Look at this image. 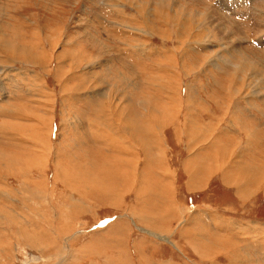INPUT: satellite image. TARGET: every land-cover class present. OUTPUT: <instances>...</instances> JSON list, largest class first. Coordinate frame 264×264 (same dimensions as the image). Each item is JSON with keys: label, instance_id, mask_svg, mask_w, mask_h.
<instances>
[{"label": "rangeland", "instance_id": "1", "mask_svg": "<svg viewBox=\"0 0 264 264\" xmlns=\"http://www.w3.org/2000/svg\"><path fill=\"white\" fill-rule=\"evenodd\" d=\"M134 1L0 0V35L23 52L0 48V123L14 125L23 117L20 124L30 133L38 129L41 137L34 140L26 129L24 134L0 131V156L39 160L17 172L0 162V264H264L255 241H244L264 238V0ZM192 11L203 13V21L210 17L217 28L191 32L193 25L182 24L194 23L187 18ZM78 53L86 58L75 59ZM163 65L176 74L174 93L155 90L160 79L170 78L159 72ZM236 73L246 81L237 82ZM106 92L115 108L132 99L131 111L139 116L148 101L150 108L159 102L156 95L177 103L162 131L163 157L157 160L154 151L150 165L165 189L150 188V175L143 183L146 169L139 151L134 188L114 193L107 180L111 151L97 138V132H105L91 128L96 114L120 134L109 101L101 98ZM25 109L33 114L25 116ZM198 131L205 135L195 144L189 136ZM215 152L217 160L206 164ZM197 155L199 163L189 173L186 166ZM252 166L254 174L248 169ZM77 171L103 188H93L88 178V188L73 187ZM121 173L119 168L113 179ZM182 173L192 186L221 176L252 208L237 203L225 212L215 197L210 202L199 201L201 193L181 197ZM235 173L247 174L246 182ZM220 187L218 180L213 182L214 190ZM205 204L220 209V229L204 221L201 213L214 220L202 208Z\"/></svg>", "mask_w": 264, "mask_h": 264}, {"label": "bare ground", "instance_id": "2", "mask_svg": "<svg viewBox=\"0 0 264 264\" xmlns=\"http://www.w3.org/2000/svg\"><path fill=\"white\" fill-rule=\"evenodd\" d=\"M134 1V0H133ZM136 1V0H135ZM134 1V2H135ZM143 1V0H142ZM172 1V0H171ZM175 1V0H174ZM179 1V0H178ZM137 2V1H136ZM194 2V1H193ZM177 3V2H176ZM240 3V2H239ZM153 4V3H152ZM151 4V5H152ZM188 4V3H187ZM186 4V6H188ZM193 4V3H192ZM235 4V3H234ZM138 5V4H137ZM164 5V4H163ZM176 5V7H177V4H175ZM238 5H241V3L240 4H238ZM243 5V4H242ZM180 6H182V5H180ZM185 6V7H186ZM231 6V5H230ZM191 7V6H190ZM232 7H234V6H232ZM164 8V7H163ZM175 8V7H174ZM165 9H167V8H165ZM175 10V9H174ZM176 10H178V9H176ZM180 10H181V8H180ZM180 10H178V11H180ZM186 10V9H185ZM192 10H194V9H192ZM140 12H141V10H139ZM148 11V10H147ZM183 11H184V9H183ZM190 11V10H189ZM149 12V11H148ZM173 12V11H172ZM193 12V11H192ZM197 11H195V13L193 12V13H191V14H187V18H189V20H193L194 21V23L193 22H186V23H181L183 26H187V25H193L194 27L192 28V26L189 28V30L191 31V32H193V33H195V32H197L198 33V31L200 32V33H202L203 32V30H207L208 31V28H205V26H207V27H209V29H213V28H215V27H213V23L214 22H210V17H209V19H208V22L206 21V19H204L205 21H203V20H201L202 18H204L205 17V15L203 14V13H199V14H197L196 13ZM204 12V11H203ZM207 13V12H206ZM209 13V12H208ZM214 13V12H213ZM173 14V13H172ZM184 14V13H183ZM146 15V14H145ZM177 15V14H176ZM173 16V15H172ZM178 16V15H177ZM185 16V15H184ZM146 17V16H145ZM166 17V16H165ZM174 18H175V16H173ZM217 17V16H216ZM223 17V16H222ZM174 18H172V19H174ZM177 18V17H176ZM181 18V15H180V17L178 18V20ZM182 18H183V15H182ZM206 18V17H205ZM208 18V17H207ZM229 18V17H228ZM165 19H167V20H170V17H167V18H165ZM175 20V19H174ZM187 20V19H186ZM171 21V20H170ZM203 21V22H202ZM212 21H215V20H212ZM221 22H222V20H221ZM171 23V22H170ZM174 24L176 25V24H178V23H176V20L174 21ZM185 24V25H184ZM179 25L180 24H178V27H179ZM220 25H222V24H220ZM224 26V25H223ZM220 27V26H219ZM218 27V28H219ZM217 28V27H216ZM215 28V29H216ZM185 29V28H184ZM184 29H180L181 31H184ZM188 29V28H187ZM195 30V31H194ZM218 30V29H217ZM141 31V30H140ZM187 31V30H186ZM214 31V30H213ZM220 31L224 34H228V32H227V30H226V28H220ZM220 31H218V32H220ZM234 31V30H233ZM150 32V31H149ZM5 33V32H4ZM190 33V32H189ZM207 33H209V32H207ZM231 33V32H230ZM235 33V32H234ZM6 34V33H5ZM180 34V33H179ZM210 35V34H209ZM208 35V36H209ZM179 36V35H178ZM197 36V35H196ZM180 37V36H179ZM188 37V36H187ZM186 37V38H187ZM198 37V36H197ZM231 38V37H230ZM183 40V39H182ZM13 41V40H12ZM12 41H10V39L8 40V37H6V36H4L3 34H1L0 35V48H2L3 50H5V51H10V50H14L15 52H17V53H19L20 54V56H23V52H22V50H21V47H19V46H16V44L14 43V42H12ZM180 43V45H181V41H179ZM188 42H191V41H188ZM195 42V41H194ZM210 42V41H209ZM196 43H199V42H196ZM195 44V43H194ZM209 45V44H208ZM195 46V45H194ZM205 46H206V44H205ZM238 46V45H237ZM182 47H183V45H182ZM200 47V46H199ZM186 48V47H185ZM189 48V47H188ZM203 48V47H202ZM187 49V48H186ZM176 50V49H175ZM191 50H192V48H191ZM228 50V49H227ZM186 51H189V50H186ZM186 51H185V53L184 54H186ZM81 52H83L84 53V51H80V53ZM182 52V51H181ZM192 52H194V51H192ZM83 53L82 54H79L78 53V55L79 56H75V59H79V60H83V58H86L84 55H85V53H84V55H83ZM182 53V54H183ZM215 53V52H214ZM89 54V53H88ZM88 54H86V55H88ZM192 54V53H191ZM195 54V53H194ZM198 54V53H197ZM200 54V53H199ZM198 54V55H199ZM202 54V53H201ZM200 54V55H201ZM196 55V54H195ZM216 55V54H215ZM90 57H91V55H89ZM88 56V57H89ZM172 57V56H171ZM186 57V56H185ZM213 57V56H212ZM202 58H204V57H202ZM201 58V59H202ZM215 58V57H214ZM98 59V58H97ZM182 59V58H181ZM190 59V58H189ZM206 59H208V58H206ZM222 59H223V57H222ZM237 59V58H236ZM88 60V59H87ZM95 60V59H94ZM169 60V59H168ZM171 60V59H170ZM204 60V59H203ZM214 60V59H213ZM37 62H39V61H45V58H39V59H37L36 60ZM90 61H92V60H90L89 59V61H88V63L90 62ZM188 61H190V60H188ZM209 61H211V60H209ZM208 61V62H209ZM234 61H235V59H234ZM174 62V61H173ZM191 62V61H190ZM245 62V61H244ZM193 63V62H192ZM242 63H243V61H242ZM173 64V63H172ZM191 64V63H190ZM239 64V63H238ZM238 64H236V65H238ZM72 65H74L73 63H72ZM162 64L160 63V65L159 66H161ZM166 65H167V63H166ZM186 65V64H185ZM195 65V64H194ZM209 65H210V62H209ZM217 65V64H216ZM219 65V64H218ZM81 66V65H80ZM164 66V65H163ZM246 66H248V65H246ZM78 67V66H77ZM239 67L240 68H242L243 67V65H238L237 66V69H239ZM80 68V67H79ZM165 66H164V68H161V70L159 71V70H157V71H159V72H163V75H167L168 77H170V78H162V79H160V83L158 82V86H157V88L155 89V90H157V91H160V93L161 94H164V93H162V92H168V93H170V91H172L173 93L175 92V91H177V90H175L176 88H177V84L176 83H178V80L176 79V74H175V72L173 71H168L167 69V72H166V70H165ZM209 68V67H208ZM207 68V69H208ZM255 68V67H254ZM260 68V67H259ZM176 69V68H175ZM175 69H173V70H175ZM202 69V68H201ZM243 69H244V67H243ZM250 69V68H249ZM177 70V69H176ZM209 70H210V68H209ZM208 70V71H209ZM218 70V69H217ZM224 70V69H223ZM235 70V69H234ZM242 70V69H241ZM240 70V71H241ZM245 70V69H244ZM237 71V70H236ZM256 71V70H255ZM221 72V71H220ZM245 72H246V70H245ZM90 73V72H89ZM183 73L185 74V76L187 75L186 74V72L185 71H183ZM216 73V72H215ZM225 73V72H224ZM248 73H250V72H248ZM192 74V73H191ZM227 74V73H226ZM230 74H232V73H230ZM234 74V73H233ZM178 75V74H177ZM229 75V74H228ZM179 77H180V75H178ZM196 76V75H195ZM194 76V77H195ZM210 76H212V75H210ZM217 76V75H216ZM239 76V74L237 75V73L233 76L235 79H237V82H239V83H241V82H243V80H245L244 78L242 79V78H240V77H238ZM242 76V75H241ZM248 76V75H247ZM215 77V76H214ZM90 78H91V75H90ZM187 78V77H186ZM251 77H249V79H250ZM212 79H213V77H212ZM222 79V78H221ZM235 79L233 80V81H235ZM89 80V79H88ZM179 80H180V78H179ZM216 80V79H215ZM246 81V80H245ZM117 82V81H116ZM111 86V85H110ZM113 86V85H112ZM86 88V87H85ZM115 88V87H114ZM178 89V88H177ZM227 89V88H226ZM228 90V89H227ZM156 95V94H155ZM169 96V95H168ZM178 96V95H177ZM152 97V96H151ZM155 97H157L158 99H159V102H156L155 101V103L153 104V109H152V107L150 108V101H148L149 103V105H147L146 107H145V112L142 114V115H133V114H135L134 113V111L132 112L131 111V109H132V102H133V100L131 99V100H128L127 101V105L125 106V107H123V108H118V106H117V108H115V107H113L112 106V104H111V98H110V94L109 93H103V94H101V98L102 99H104V100H107V101H109V102H107L108 104H110L109 106H111L112 107V109H113V112H114V117H115V120L117 121V123L120 125V134H118L117 135V133H114L115 131L114 130H111V127L109 128V127H105L104 125H103V122H101L99 119L100 118H98L97 117V115L95 114V116L93 117V124H92V126H91V128H93L95 131L96 130H103L104 132H105V134L104 133H102V132H97L98 133V135H97V138H100V140L101 141H103V144L106 146V147H108V149H109V152L111 151V152H113L114 154H112L111 152H110V154H107L108 155V157L107 158H109V159H111L110 160V170H111V174L107 177V180L109 181V182H111V183H113V185H114V193H116V194H123L124 192L126 193L127 191H129V190H132L133 188H134V185H135V181H136V179H137V174H135V172H136V169H137V163H138V161H135V159L136 158H138L139 156H140V153L142 154V157L144 158V160H141V162H142V166H143V168H145L146 169V171H144L143 172V174L144 175H142V177L144 178H140V177H138L139 178V180H142L143 179V183H146L147 181L145 180V178H148V175H150L151 176V180H153V182H154V184H156V187H154L153 185L154 184H152L151 186L150 185H148V183H147V186H148V188H149V186H150V188H154V189H157L159 186L160 187H163L164 189H165V187H164V184H163V182H161L160 180H158L157 179V177H156V175H154V172L152 171V168L150 167V165H151V163H152V153H154V151H156V159L158 160H161V158L163 157V152L165 151V149H164V144H165V142H164V139L162 138V131H163V129H165V127L167 126V125H169L170 124V122L172 121V119H173V117H172V112H174L172 109H174V106H173V104L174 105H176L177 103H174V102H172L170 99H168L169 97H166L164 100H161L159 97H158V95H156ZM151 99V98H150ZM103 100V101H104ZM158 101V100H157ZM104 103V102H103ZM138 103H139V101H138ZM173 103V104H172ZM222 103V102H221ZM106 104V103H105ZM222 105V104H221ZM143 106H145L144 104H143ZM88 107V106H87ZM102 107V106H101ZM101 107H100V109H101ZM110 107V108H111ZM221 107V106H220ZM104 108V107H103ZM40 109V108H39ZM111 109V110H112ZM179 109V108H178ZM181 109V108H180ZM20 110H22V109H20ZM19 110V111H20ZM175 110V109H174ZM104 111V110H103ZM109 111H110V109H109ZM178 111V110H177ZM25 116H29L28 115V113L27 112H29L28 110H23V111H21ZM111 112V111H110ZM109 112V113H110ZM26 113H27V115H26ZM29 113H32V112H29ZM181 113V112H180ZM33 114V113H32ZM39 114V113H38ZM103 114H105V113H103ZM107 114V113H106ZM34 115H35V113H34ZM109 115V114H108ZM110 116V115H109ZM111 117V116H110ZM30 118H33L32 116H30ZM35 118L37 119V118H39V119H41V117L40 116H35ZM142 118L146 121V122H150V126H147L148 124H145L144 123V121L142 120ZM19 119H21V117L19 118ZM22 119H24L23 117H22ZM21 119V120H22ZM35 119V120H36ZM20 120V121H21ZM20 121H16V122H18V123H15L14 125H12L11 123H4V124H2V123H0V131L2 132V131H4V130H6V132L7 131H11V132H16V133H19V134H24L26 131H25V129L28 131V135L31 137V138H33L34 140H39L41 137H40V132H39V130L37 129V130H33V131H31V133H30V129H29V127H27V126H22L20 123ZM43 121V120H42ZM221 121V120H220ZM111 122V121H110ZM194 123V122H193ZM107 125V124H106ZM197 125V124H196ZM194 126H195V124H194ZM113 127V126H112ZM114 129V128H113ZM176 129H177V127H176ZM119 132V131H118ZM194 133V132H193ZM106 135V136H105ZM204 133L202 132V131H198V134L195 132L194 134H192L191 135V137L189 136V140L191 141V142H196L195 144H197V139H198V143H200V141L201 140H203V138H204ZM212 135V134H211ZM19 136V135H18ZM248 136V135H247ZM106 137L109 139V140H107L106 139ZM208 138V137H207ZM8 140V139H7ZM118 140H120V141H118ZM215 145L217 144V141H215V140H213L212 141ZM255 142V141H254ZM256 143H258V142H256ZM218 144H220L221 145V143H218ZM113 145H115V148L113 147ZM16 146H18V145H16ZM207 147V146H206ZM208 147H209V145H208ZM217 148V147H216ZM212 149V148H211ZM219 149L222 151L221 152V154L222 153H226L224 150H222V148L221 147H219ZM218 153L220 152V150H217V149H215ZM139 151H140V153H139ZM108 152V153H109ZM202 152V151H201ZM217 152H215V153H213V157L211 158V159H209L207 162H206V164L207 163H211V161H212V159H214V162L217 160L216 159V156H218V153ZM229 152V151H228ZM217 154V155H216ZM259 154H261V153H259ZM1 155V154H0ZM226 155V154H225ZM44 156V155H43ZM221 156V155H220ZM219 156V157H220ZM42 157V156H41ZM218 157V158H219ZM224 157V156H223ZM227 157H228V155H227ZM44 158V157H43ZM65 158V157H64ZM71 159V158H70ZM78 159V158H77ZM222 159V158H221ZM228 159H229V157H228ZM2 160L4 161V162H2ZM72 160V159H71ZM79 160V159H78ZM85 160V159H84ZM155 160V159H154ZM39 160L38 159H36V158H34V157H32V156H27V155H21V156H18L17 158H16V160H12V159H9L8 157H6L5 158V156H0V162H2L1 164H3V165H5L6 167H8V168H10L13 172H17V170L19 169V168H21V167H24L25 165H35L37 162H38ZM228 161V160H227ZM231 161H232V158H231ZM56 162V161H55ZM161 162H163L164 163V160L163 161H161ZM234 162V161H233ZM232 162V163H233ZM199 163V156L197 155V156H195V157H193L192 158V161H190V164H188L187 166H186V168H187V170L189 171V173H191L192 171H193V166H195L196 164H198ZM203 163H204V160H203ZM202 163V164H203ZM256 163V162H255ZM153 164V163H152ZM168 164V163H167ZM201 164V165H202ZM56 165H58V164H56ZM72 165V164H71ZM236 166H237V164H235ZM26 166V167H27ZM155 166V165H154ZM164 166H166L165 164H164ZM225 166V165H224ZM31 167H34V166H30V168ZM183 167V166H182ZM199 167H200V165H199ZM203 167V166H202ZM216 167V166H215ZM119 168H121L122 169V173H121V176H120V178L119 179H117V180H114L113 179V177H112V175H113V173L115 172V171H117ZM184 168V167H183ZM204 168V167H203ZM206 169V168H205ZM248 169H249V171H250V173L251 174H254V171L256 170V168L254 167V166H252L251 168H249L248 167ZM82 170L83 171H87V169H85V168H82ZM149 170H151V174L149 173ZM27 171V170H26ZM56 171V170H55ZM59 171V170H58ZM259 171V170H258ZM187 172V171H186ZM95 176H97L98 175V172H92ZM199 173V172H198ZM204 173H205V171H204ZM230 173H232V172H230ZM69 174V173H68ZM233 174V173H232ZM229 175V174H228ZM234 175H238L239 177H238V179H239V181L240 182H242V180H243V183L242 184H244L245 182H246V180L247 179H245V177L247 176V174H243V175H239L238 173H235ZM251 176V175H250ZM254 176V175H253ZM259 177H260V175H258ZM262 176V175H261ZM59 177H61V175L59 176ZM191 177L192 178H196V172H194V173H192L191 174ZM234 177V176H233ZM243 177H244V179H243ZM74 178V181H75V185H73V187H80V188H88L89 186H88V181L89 180H92V182L89 184V185H91L93 188L95 187V188H97L98 189V191L100 190V189H102L103 188V185H101L98 181H96V180H94L93 178H89V177H87L86 175H84V174H82L81 172H79V171H77V172H75V176L74 175H72V179ZM87 178H88V181H87ZM133 178L135 179V181L134 182H132V180H133ZM192 178L190 179V180H192ZM227 178V177H226ZM235 178H237V177H235ZM63 179V178H62ZM150 179V178H149ZM228 179V178H227ZM68 180V179H67ZM195 180V179H194ZM230 180V179H229ZM233 180H235V179H233ZM190 182H193V181H190ZM198 182V181H197ZM248 182H250V185H254V184H251L252 183V181L249 179L248 180ZM71 183V181L70 180H68L67 181V184H70ZM83 183V185L85 186V187H83V186H81V184ZM200 183V182H199ZM72 184V183H71ZM145 185V184H144ZM71 186V185H70ZM97 186V187H96ZM66 187V186H65ZM154 189H150L153 193H155V190ZM169 190V189H168ZM171 190V189H170ZM138 193H140V192H138ZM142 193V192H141ZM143 193H145V192H143ZM147 193V192H146ZM145 193V194H146ZM31 194V193H30ZM28 196H30V195H28ZM139 195H137V197H138ZM47 197V196H46ZM157 197V196H156ZM152 198V197H151ZM151 201V200H150ZM149 201V202H150ZM146 207V206H145ZM144 210V209H143ZM152 216V215H151ZM176 228V227H175ZM147 231H149V230H147ZM151 232V231H150ZM150 235H152V233H150ZM157 236V235H156ZM168 242V241H167ZM225 248V247H224ZM207 249V248H206ZM180 250V249H179ZM226 250V249H225ZM209 251V250H208ZM206 253V252H205ZM198 256V255H197ZM200 259H202V257H200V256H198ZM203 260V259H202ZM199 261V260H198ZM215 261V260H214ZM200 263L202 262V261H199ZM213 263V261H211L210 262V264H212Z\"/></svg>", "mask_w": 264, "mask_h": 264}, {"label": "crops", "instance_id": "3", "mask_svg": "<svg viewBox=\"0 0 264 264\" xmlns=\"http://www.w3.org/2000/svg\"><path fill=\"white\" fill-rule=\"evenodd\" d=\"M182 182L180 183V190H179V194L181 196V193H186V194H195V193H201L203 194V198L200 199L199 201H211L212 197H215V200H213L214 202L220 201V203H222L221 205H223L224 207H222V209L227 212V210H232L235 209V205L237 203L242 204V205H248L250 208L251 207V201H247V199L245 198H239L237 192V188L234 185H225L222 181H221V176H217L216 174L212 175V178H208L207 181H202L199 184H195V186L192 185H186L187 181L185 178V175L182 173ZM218 180V182L220 183V188L222 191H216L213 189V182ZM216 191V192H215ZM182 197V196H181ZM181 202V201H180ZM183 203V202H181ZM200 203H204V202H199L198 205ZM259 206H255L254 210L256 208H258ZM202 208H205L206 211H209L208 214H212L213 219L214 220H209L207 217V214L205 213H201V216L204 218V221L208 223V225L212 226L213 228L217 229V224L218 222H220L219 218L220 216V209H215L212 207H209V205L203 206ZM200 208V209H202ZM206 215V216H205ZM215 217V218H214ZM213 221V222H211ZM254 222V221H251ZM206 223V224H207ZM261 223L264 222L262 221ZM220 229V227H218ZM225 229V228H224ZM222 230V228H221ZM232 231V230H230ZM249 236V235H248ZM236 237V236H235ZM246 238V237H245ZM244 238V241H250V243L253 245V242L257 241L260 243H255L254 242V246L255 247H259V249L261 250V253L264 255V238H255V237H248L247 239ZM255 238V240H254ZM248 243V242H247Z\"/></svg>", "mask_w": 264, "mask_h": 264}]
</instances>
